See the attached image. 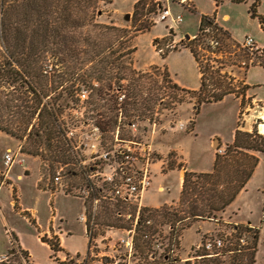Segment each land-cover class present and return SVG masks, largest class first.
Returning a JSON list of instances; mask_svg holds the SVG:
<instances>
[{"label":"rangeland","instance_id":"rangeland-1","mask_svg":"<svg viewBox=\"0 0 264 264\" xmlns=\"http://www.w3.org/2000/svg\"><path fill=\"white\" fill-rule=\"evenodd\" d=\"M137 1L111 0L110 5L102 4L101 16L97 19L102 24L114 22L116 27L127 29V31L131 29L135 32L131 24L135 19L133 8ZM180 1L146 0V3L139 8L144 14L141 22H146L150 30L143 34L139 33L133 39L132 45L136 47V52L131 56V62L136 74L127 72L125 81L122 82V88L129 92L140 84L141 94L136 103L137 110H133V101L127 100L129 104L122 101L126 91L120 94L119 91L113 92V90L104 92L108 99L112 96L120 97L118 104L121 106L119 111L122 122L120 135H118L119 142L120 140L143 142L150 144L154 149L155 164L151 170L152 183L145 195L144 204L152 206L160 205L165 201L174 202L160 208L147 207L154 211L148 217L151 225L144 229V234L148 238H141L138 234L137 244L131 253L126 252L121 246V239H126L125 233L121 230L114 231L111 227L130 229L132 224L112 217L104 205L94 217L91 205L85 204L88 211L89 231L94 238L91 244L102 256L99 259L103 260L105 257L116 261L117 264H251L250 254L254 248V233L257 232L258 227L260 229L259 244H257L254 264H264V154H256L259 163L247 186L225 212L217 213L216 217L207 221L192 222L187 217L189 215L187 205L180 204L178 200L181 179L184 180L186 174L190 173L181 160H186L190 169L211 173L214 156L220 148L228 150L227 147L232 145L236 128L244 132L255 131L264 137V133L259 129V125L264 122L262 120L264 114L261 110L264 105V21H261L264 20V0H258L257 17L254 18L248 13L253 0L241 3L223 1L218 7L212 0H184L185 4L182 5ZM168 7L171 17L164 22L159 21L160 12ZM151 8H155V12L147 14ZM203 15L215 16L220 27L236 41L235 46L226 47L222 44L221 37L209 30V33L203 34L200 41L193 46L202 64L205 65L209 60L215 68L222 69L223 73L234 78L238 87L246 80L251 89L249 92L246 91L244 106L241 110L240 103L235 100L240 98L234 95L219 103L208 105L200 104L198 96L192 94L193 90L196 92L200 88L201 83L193 55L184 46L188 41L195 39ZM177 16L182 17L181 23L176 20ZM225 16L229 18L226 19ZM156 36L158 38H155ZM130 37L128 35L126 39ZM246 37H252L257 48L253 50L244 48L242 44ZM165 53L168 55L163 59L162 55ZM166 75L168 78H165ZM173 80L193 90L184 89L183 91V88L175 85L179 89L177 90ZM78 91L86 96L91 92L81 88ZM253 99H258L260 102ZM106 101L98 103L102 106ZM68 104L69 107L59 117V122L72 132L67 133L71 144L70 149L65 151L66 158L69 153L71 160H67L66 163L69 161L67 164L61 162L62 160L57 162L56 159L55 162H51L49 152L44 150V147L40 152L48 156L47 160L22 154L23 142L0 132V187L5 183L6 176L10 174V179L23 194L24 206L36 209L38 221L40 220L46 227L52 219V209H58L63 219L68 222V227L74 230L75 234L72 237H65L66 248L69 253H73L76 249L84 252L87 245L84 227L77 220L83 211L81 203L76 199L64 197L63 194L52 197L50 193L38 192L36 180L38 179L39 187L50 189L53 194L56 193L58 190L53 184L54 171L64 165V182L69 185L68 191L73 192L71 187L76 186L75 181L79 185L82 184V176L72 177L73 180L69 181L66 172L74 170L80 174L79 164L81 168H88L85 165L93 163L94 157H97L99 153L92 147L96 139L101 138V145L105 148L114 146L116 141L115 132L106 134L96 132L97 114L104 112V107H97V104H85L82 97L74 98V101ZM142 105L148 109L145 111L146 115L141 114ZM125 112L135 116L125 117ZM127 121L137 123L135 132L128 131L123 124ZM62 147H64L63 144ZM8 152L14 157V163L10 166L5 164V156ZM73 156L76 157L75 161ZM19 175H23L24 179L17 181ZM159 187L163 189L162 193L158 192ZM12 195L13 191L8 187L0 190V205L3 212L22 230H33L20 216L14 214V208L10 206ZM164 211L183 217L184 227L182 224H176V231L173 233L168 219L162 216ZM147 215L149 214L145 217ZM229 218L245 223L250 222L255 228L250 225H237L242 228L236 232L233 230L236 225L231 223ZM182 227L183 230H181ZM216 236L224 240L225 248L212 259L196 260V257L205 255L202 247L198 249V246ZM30 238L32 242L30 250L35 254L37 264H60L49 255L47 248L34 240V235ZM50 240L55 242L54 238ZM18 259L21 258L11 257L9 263L4 264L26 263ZM69 260L66 257L63 262L67 263Z\"/></svg>","mask_w":264,"mask_h":264},{"label":"trees","instance_id":"trees-1","mask_svg":"<svg viewBox=\"0 0 264 264\" xmlns=\"http://www.w3.org/2000/svg\"><path fill=\"white\" fill-rule=\"evenodd\" d=\"M213 1L218 7L225 0ZM227 1L241 3L246 0ZM145 3L146 0H140L133 8L135 19L130 27L135 28V32H132L131 29L127 31L116 27L114 22L102 24L98 21L101 5L112 4L111 0H0V132L23 142L22 154L47 160L48 156L40 152L44 147L51 162L55 159L63 163L71 160L70 154L66 158L65 152L70 149L67 133L71 130L59 122V117L66 112L68 103L82 95L78 91L80 88L91 91L85 104H97L98 107L101 106L98 102L107 100L101 106L105 111L97 114L95 125L103 133L115 132L121 114L120 97L108 99L104 92L113 90L120 94L126 91L122 88L125 75L127 72L136 74L131 62V56L136 52L132 42L139 33L150 30L146 22H141L144 14L139 8ZM258 8L259 1L253 0L248 11L252 18L257 17ZM154 12L155 8H151L147 14ZM209 30L219 35L226 47L236 45L231 35L217 23L215 16H201L198 34L184 46L193 55L200 75V88L190 92L198 96L200 104L208 105L234 95L241 99V110L250 87L244 82L240 84L242 88L238 87L234 78L215 68L209 60L202 64L194 49L193 44ZM128 35L131 37L126 39ZM139 87L140 84H137L131 92L126 91L122 99L126 103L127 100L133 101V110H137L136 103L141 94ZM142 108L141 114L146 115L148 109L144 105ZM124 116L132 118L135 114L125 112ZM227 149L224 155H215L211 173H187L183 180L179 201L187 205V217L192 222L214 218L236 200L258 166L256 154H264V137L255 131L237 129L233 143ZM73 158L75 161L76 158ZM162 216L168 219L173 233L176 224L184 223V218L175 213L165 212ZM143 223L141 218L135 230L136 244L137 235L142 238L145 231ZM237 228L240 230L242 227ZM258 234L257 230L250 254L251 264L255 263ZM42 241L52 251L60 250L58 242L45 237ZM75 261L70 259L62 264H77Z\"/></svg>","mask_w":264,"mask_h":264},{"label":"built area","instance_id":"built-area-1","mask_svg":"<svg viewBox=\"0 0 264 264\" xmlns=\"http://www.w3.org/2000/svg\"><path fill=\"white\" fill-rule=\"evenodd\" d=\"M169 1V0H165ZM159 3V2H158ZM170 8L162 9L159 14V21H166L171 17ZM176 20L178 23L182 22V17L177 16ZM256 42L252 37H246L242 46L244 48L253 50L256 47ZM80 97L83 98V102L87 100L86 95L82 94ZM121 118L118 119V126L115 130L114 136L116 144L111 147H103L101 145V138L96 139V142L92 145L93 148L97 150L98 156L94 157L93 163L91 165H85L86 167H80L81 172L68 171V178L73 180V178L82 176V184L74 182L76 186H72L73 192H69V185L64 182V169L63 166L57 168L54 176L53 184L57 186V190L63 192L67 196L78 197L84 201L85 204L89 203L93 210V216L99 212V209L104 205L110 211V215L114 218L126 222H130L132 227L130 229L125 228H114V231H123L126 235V239H121V246H123L126 252L131 253L135 246V236L139 221L142 218L144 227L151 225L149 216L152 215L150 209L144 213V210L148 206L144 204L145 195L152 183V167H154V149L150 144H144L143 142H133L118 140V135H120ZM128 131L135 132L137 130V123L134 122H124L123 123ZM96 127V125H95ZM182 127V126H181ZM96 132L103 133L99 128L96 127ZM72 133V132H71ZM106 134V133H103ZM226 150L220 148L218 155H224ZM75 157V156H74ZM76 158V157H75ZM76 160V159H75ZM5 164L10 166L14 163V157L8 152L5 156ZM73 177V178H72ZM55 191V190H54ZM56 191V192H58ZM75 193V194H74ZM88 213V211H87ZM85 213L83 218L84 222L87 223L89 245L86 254L81 257V259L76 260L77 264H117L116 261H112L107 258H102L99 252L96 250L95 246L91 244L92 237L89 231L88 217ZM146 214L147 217H145ZM238 226H234L233 230L238 232ZM142 238H148L144 232L142 233ZM242 242V239L240 240ZM17 242L11 237V247L23 261L25 257L23 256L20 249L17 247ZM202 247V248H201ZM115 248V247H114ZM201 248L205 255H200L196 257V260L201 259H212L219 255L222 249L225 248V242L220 236L213 237L212 239H207L205 244L198 246ZM116 249V248H115ZM14 256L12 254L4 256L0 259V263H9V259ZM99 259V260H98ZM68 260V259H67ZM110 260V261H109Z\"/></svg>","mask_w":264,"mask_h":264},{"label":"crops","instance_id":"crops-1","mask_svg":"<svg viewBox=\"0 0 264 264\" xmlns=\"http://www.w3.org/2000/svg\"><path fill=\"white\" fill-rule=\"evenodd\" d=\"M226 1L227 0H225V2ZM180 2H181V5L185 4L184 0H181ZM227 3H231V2L227 1ZM187 4H190V3H187ZM225 18L228 19L229 17L225 16ZM155 38H158V36H156ZM237 43H241V42H237ZM197 68H198V65H197ZM198 71H199V69H198ZM199 78H200V75H199ZM173 82L176 83L179 87H181L183 89L193 90V89H190L188 87L180 85V83H178L177 80H173ZM245 84L249 86V84L246 83V80H245ZM250 89H251V87L249 88V90ZM249 90H248V92H249ZM193 91H195V90H193ZM229 97H231V96H229ZM229 97H227V98H229ZM252 97L254 98V95H252ZM227 98H225V99H227ZM235 100L238 101V103H240V106H241L240 99H235ZM254 101H258V99L254 100ZM258 102H260V101H258ZM261 110H262V113L264 114V105L262 106ZM262 120H263V117H262ZM246 127H248V126H246ZM236 130H237V128H236ZM233 138H235V136ZM181 161L185 164V166H186L185 169L190 173H208L206 171H199L196 169H190V167H188L189 163H187L186 160L183 159ZM214 162H215V156H214V160H213V167H214ZM26 177H27V175H26ZM23 179H24L23 175H19L17 177V181H21ZM4 182L5 183L1 185L0 190L3 187H8L10 190L13 191L12 199L10 200V206L14 208V214H16L17 216H20V218H22L23 221L28 224L30 229H33V230L24 231V230H22V228L20 226L14 224V222H11L8 219V217H6L5 213L3 212L2 207L0 205V225H1L0 226V246H1L0 259H2L4 256L9 255V254H12L14 257L17 256L18 252L16 253V251L13 250V248L11 247V244H10L11 243V237H13L14 240L17 242L16 243L17 247L20 249L23 256L25 257L24 261L22 259H18V260L21 262L23 261L24 263L26 262L25 264H27V263L37 264L35 261L36 260L35 254H33L30 250V246L32 244L30 237L33 235H34V240L37 243H41L42 246L47 248L49 251V255L53 256L55 261H57V262L59 261L58 263H60V264L63 263V260H65L66 257H67V259L69 258V259H77L78 260L81 258V256L83 257L86 254L87 248L89 245V237H88V233H87V229H88L87 223L84 222V220H83V218L85 217V213H87V207L85 206L84 201L78 199L77 197L67 196V195L63 194V192H61V191L53 194L52 190L47 189V188L43 189V188L39 187L38 179L36 180V189L38 192L50 193L51 195H53L52 197H55V196L58 197V196L63 194V195H65L64 197L76 199L82 205L83 211L79 214V216L77 217L78 218L77 220H78L79 224H82L84 227V229H83L84 238L86 239V242H87L86 249L84 252H80L76 249L73 253H69L68 249L66 248V238L65 237L67 236L68 238H70L75 233H74L73 229L68 227V225H67L68 222H66L65 219H63L60 211L58 209H55V208L52 209V212H51L52 219L48 223L47 227L44 226L40 220L38 221V218H37V212L38 211L34 208L31 209L30 207L24 206L23 200H22L23 194L21 193L20 189L17 186H15V184L10 179V174L6 176V178L4 179ZM182 184H183V180L181 179L180 190H181ZM162 191H163V189H160V187H159L158 192L162 193ZM180 193H181V191H180ZM178 200H180V198ZM178 200H176V201H178ZM51 202L53 205V201H51ZM172 202H174V201H165L164 203H162L160 205H158V204L152 205V206H148L146 204L145 205L148 207L160 208V207H163L165 205H170ZM229 221H231V223H233L235 225H250V226H252V224L250 222L245 223V222L237 221V219H234V218H229ZM253 227L255 228V226H252V228ZM257 230L260 234V229H258V227H257ZM259 234H258V244H259ZM43 237L48 238V239L54 238L55 241L59 243L58 245H59L60 250L57 252L52 251L50 249V247L47 244H45V242L42 241ZM194 244H195L194 246H196V243H194Z\"/></svg>","mask_w":264,"mask_h":264},{"label":"bare ground","instance_id":"bare-ground-1","mask_svg":"<svg viewBox=\"0 0 264 264\" xmlns=\"http://www.w3.org/2000/svg\"><path fill=\"white\" fill-rule=\"evenodd\" d=\"M263 121H264V116H263ZM259 129L261 130L262 133H264V124L259 125Z\"/></svg>","mask_w":264,"mask_h":264},{"label":"water","instance_id":"water-1","mask_svg":"<svg viewBox=\"0 0 264 264\" xmlns=\"http://www.w3.org/2000/svg\"><path fill=\"white\" fill-rule=\"evenodd\" d=\"M126 19H127V20L129 19V14L126 16ZM187 38H189V36H187Z\"/></svg>","mask_w":264,"mask_h":264}]
</instances>
